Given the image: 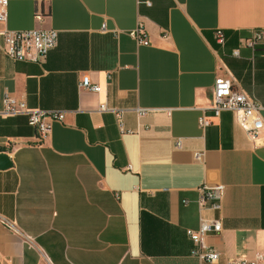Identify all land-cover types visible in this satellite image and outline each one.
<instances>
[{
  "label": "crops",
  "instance_id": "0c3cea01",
  "mask_svg": "<svg viewBox=\"0 0 264 264\" xmlns=\"http://www.w3.org/2000/svg\"><path fill=\"white\" fill-rule=\"evenodd\" d=\"M262 27L264 0H8L0 28L54 29L58 43L43 62L0 48V153L12 161L0 169V264H226L264 253V131L250 139L231 111L207 109L212 123H199L225 69L264 120V47L242 45ZM85 75L100 92L80 87ZM6 93L64 119L42 138L26 114H1ZM102 104L122 113L124 130ZM219 184L221 209L200 207L201 189ZM201 217L222 222L206 237L216 263L192 253L186 230Z\"/></svg>",
  "mask_w": 264,
  "mask_h": 264
},
{
  "label": "built area",
  "instance_id": "2783aa9c",
  "mask_svg": "<svg viewBox=\"0 0 264 264\" xmlns=\"http://www.w3.org/2000/svg\"><path fill=\"white\" fill-rule=\"evenodd\" d=\"M36 17L41 19V13ZM8 19V0H0V24H5ZM106 30V26L102 27ZM133 36L139 43L148 45L150 42L142 30L137 28ZM215 38L218 44L224 45L226 35L223 29L215 30ZM58 43V31L54 29L39 30L30 29L23 31H11L6 28H0V48L12 59L20 61L43 62L49 51L56 47ZM242 45L255 50L258 45L264 47V27L255 28L248 37L242 39ZM233 55L240 56L239 48L233 51ZM80 87L93 92H100L99 84L94 83L87 75L83 76L79 83ZM3 110L1 114L12 116L17 114H26L30 126L36 128L40 137L44 138L51 131L50 120H63V112H46L29 108L24 100L6 93L3 99ZM262 105L237 83L233 75L225 69V74L216 77L212 89L211 102L208 107L203 108V114L199 119L202 127H207L212 123L210 115L206 110L213 112L212 116L219 117L224 111H231L236 116L237 124L247 133L252 140L261 137L264 131V120L262 117ZM101 111H113L121 123L122 113L120 111L109 109L106 104L100 106ZM147 111L141 109L140 115ZM121 129H123L121 123ZM180 146L179 142L177 143ZM200 156V154L198 155ZM225 192V185L219 184L201 189V196L198 200L200 207H208L212 210H220L222 207V197ZM9 226H13L9 221L3 220ZM222 222L214 218H200V225L197 229L188 228L186 233L194 243L193 255L210 263H216L220 259V253L206 242V237L211 233H220L222 231ZM226 264H264V253H258L252 260L244 258H229Z\"/></svg>",
  "mask_w": 264,
  "mask_h": 264
},
{
  "label": "water",
  "instance_id": "95a60500",
  "mask_svg": "<svg viewBox=\"0 0 264 264\" xmlns=\"http://www.w3.org/2000/svg\"><path fill=\"white\" fill-rule=\"evenodd\" d=\"M12 166L10 157L5 153H0V169H7Z\"/></svg>",
  "mask_w": 264,
  "mask_h": 264
}]
</instances>
